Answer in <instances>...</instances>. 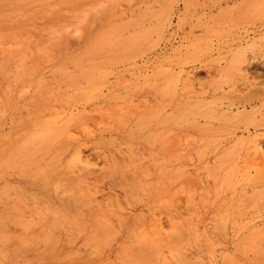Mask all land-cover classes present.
Returning a JSON list of instances; mask_svg holds the SVG:
<instances>
[{
	"label": "rangeland",
	"instance_id": "obj_1",
	"mask_svg": "<svg viewBox=\"0 0 264 264\" xmlns=\"http://www.w3.org/2000/svg\"><path fill=\"white\" fill-rule=\"evenodd\" d=\"M0 193V264H264V0H0Z\"/></svg>",
	"mask_w": 264,
	"mask_h": 264
},
{
	"label": "bare ground",
	"instance_id": "obj_2",
	"mask_svg": "<svg viewBox=\"0 0 264 264\" xmlns=\"http://www.w3.org/2000/svg\"><path fill=\"white\" fill-rule=\"evenodd\" d=\"M51 136L52 134L51 135H48V134L40 135L39 138H36L34 135L15 137L10 143V148L13 151L12 154L14 153L20 154L23 167L32 169L35 172L42 171L44 173V165L39 164L40 163L39 160L41 158V154H44L45 149H46V144L49 141V138ZM5 203H7L6 199L0 196V206ZM54 212L55 214H58V215L65 214L64 211L61 209L56 210ZM0 220H2L1 216H0Z\"/></svg>",
	"mask_w": 264,
	"mask_h": 264
}]
</instances>
